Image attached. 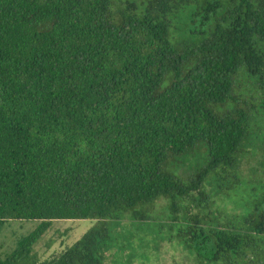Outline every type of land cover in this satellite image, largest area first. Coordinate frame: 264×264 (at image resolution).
<instances>
[{
	"label": "trees",
	"instance_id": "obj_1",
	"mask_svg": "<svg viewBox=\"0 0 264 264\" xmlns=\"http://www.w3.org/2000/svg\"><path fill=\"white\" fill-rule=\"evenodd\" d=\"M23 221L0 264H264V0H0V231Z\"/></svg>",
	"mask_w": 264,
	"mask_h": 264
},
{
	"label": "rangeland",
	"instance_id": "obj_2",
	"mask_svg": "<svg viewBox=\"0 0 264 264\" xmlns=\"http://www.w3.org/2000/svg\"><path fill=\"white\" fill-rule=\"evenodd\" d=\"M95 222V219L52 221L33 249L39 259L49 258L73 243ZM37 225L38 222L26 221L6 224L0 231V257L11 252L17 239L31 232ZM129 254L130 250L113 248L106 253L104 264H188L184 252L167 241L161 242L157 248L151 245L138 247L134 256Z\"/></svg>",
	"mask_w": 264,
	"mask_h": 264
}]
</instances>
